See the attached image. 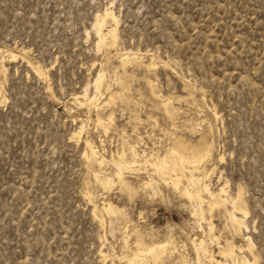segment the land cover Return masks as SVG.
<instances>
[{"label":"rangeland","instance_id":"374dc122","mask_svg":"<svg viewBox=\"0 0 264 264\" xmlns=\"http://www.w3.org/2000/svg\"><path fill=\"white\" fill-rule=\"evenodd\" d=\"M99 72L107 131L78 103ZM122 72L128 89L107 103ZM175 138L210 144L195 175L225 203L210 210L203 192L198 216L185 179L174 188L144 165L124 172L130 193L101 186L126 141L162 157ZM86 140L103 165L84 158ZM136 238L169 239L160 264H264V0H0V264H126Z\"/></svg>","mask_w":264,"mask_h":264},{"label":"bare ground","instance_id":"6f19581e","mask_svg":"<svg viewBox=\"0 0 264 264\" xmlns=\"http://www.w3.org/2000/svg\"><path fill=\"white\" fill-rule=\"evenodd\" d=\"M103 14H104V16L98 20V28H97V39H98V41L96 43V46L98 49L104 44V42L106 40L105 35L102 33V26H103L104 20L106 19V17L109 16L110 13L105 12ZM112 19L115 21L114 17H112ZM108 36L112 39V43H113V41L115 43V40H116L115 28L111 29L108 32ZM10 58L14 59L15 55L10 54ZM124 59L122 61H124ZM147 64H148V62H147ZM146 67H147V69H151L152 65L150 64ZM2 69H3V65H1V70ZM123 70H125V69H123ZM127 76L128 75L126 72L125 73L122 72V75L117 76V80L121 83V85H120L118 91H115L114 93L109 94V97L107 99V103L108 102L111 103L115 100H118L120 98L121 91L128 89V86L126 84V81L128 82V80H126ZM103 80H104V75L101 72H99L93 81V88H94L95 94L89 95V93L87 92V89H85L83 92V95H82V98L84 99V101L83 102L78 101V103L80 105H85L88 108H94L96 111V118L94 120L95 125L97 127L103 128L105 131H107V127H109L108 125L110 123H112V121H113V113L110 112L105 118L101 117L97 113V111L100 108L107 106V104L104 103L100 107H98L99 104L97 103V95L100 94V90L102 88ZM147 82H148V85L151 89L152 86H151L150 82L149 81H147ZM75 99L78 100L77 97ZM169 99L170 98L166 99L167 101L164 104L162 103V105H161V107L163 109H165L166 114H167L166 110L170 106V104L168 102ZM87 112H89V111H87ZM82 130H83V124H80L77 135H79ZM203 141L201 142L200 146L196 148V147L187 145L184 142H181L180 140H178V138H175L174 142H171V146H169L163 150V151H165V154L162 157H159L160 155L158 154V151H156V152L151 151V152H149V154L141 152L139 154L136 150V145H134V142L126 141L127 142L126 143L127 144V150L125 151V149L122 147V149L116 155L117 159H115V160L111 159L109 161V163L115 169L113 174L111 175L112 178H110L109 175H103L99 179L100 184L104 189H107L108 187L111 186L113 181H115L118 188L121 191L130 193L132 191V187L130 186V183L126 180V178L124 176V172H126V171L137 172L141 168L136 169V167H141V165H144V167H146V166L149 167V169H151L152 172H154L153 174L158 175V177L162 181L165 182L166 180H169L174 188H178V186L180 185L179 183L182 181V179H185L187 182V186L182 189V195H184V196H186V197H188V198H190L193 201L198 203L199 208H198V210H194V213L197 214L198 216L203 217V210L201 208V203H202L201 196H202L203 192L209 198L208 199V209H210V210L215 205L222 204V203L226 202V198H223V192H224L223 188H219L218 192L214 193V192L210 191L206 185L202 184L204 176L202 178V177L195 175L196 172H199V166L203 162H205L206 159L210 156V144L203 142ZM126 144H124V146ZM84 145H85V148H84L83 156L87 161H94V162L98 163L99 165H103L104 162H106V159L97 155V151L90 141L86 140L84 142ZM96 175L98 176V173ZM172 176H174V177H172ZM148 179L149 180L142 182L141 185L144 188H148V187L153 188L152 179L151 178H148ZM153 192L155 193V191H153ZM92 200H93V198H92ZM235 201H236V199H235ZM90 202H91V199H90ZM97 208L98 207L96 205H94V214H95ZM101 210L105 214H107L108 216L121 215V212L116 210L108 202L102 203ZM239 213L242 216L244 214L242 209H239L236 206V204L233 202L232 203V213L231 214L229 213L230 218L234 223L238 224L240 227V225L243 224V219L236 216V214H239ZM136 240L137 241L134 242V245H133L134 250L131 252V255L128 257H125L126 264H141L143 262H147V264H160V261H161L163 255L165 254L168 247L170 246V244H169L170 242L168 241L169 239L168 240L166 239L163 241H158V242H150L148 244L142 243V241L137 239V238H136ZM247 244H248V242H247ZM195 245L197 246V248H199V250L201 249L202 252H205V254L208 253V250L204 246V241L202 239L199 240V242L196 243ZM229 245H227V246H229ZM224 246L227 247L226 245H224ZM246 250L248 252H251L249 246L246 248ZM240 251L242 252V249H240ZM220 254H226L230 257H232V256L234 257L232 247H228V249L227 248L223 249L222 251H220ZM209 257H210V260L212 262H214V264H226L222 261L214 259L213 255H210ZM205 260H206V258H205ZM231 261H232V264H256L254 259L248 260L244 256H240L237 261L235 259H233Z\"/></svg>","mask_w":264,"mask_h":264}]
</instances>
